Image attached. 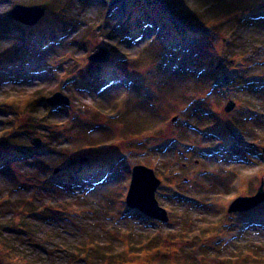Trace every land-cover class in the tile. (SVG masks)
<instances>
[{
	"label": "rangeland",
	"instance_id": "obj_1",
	"mask_svg": "<svg viewBox=\"0 0 264 264\" xmlns=\"http://www.w3.org/2000/svg\"><path fill=\"white\" fill-rule=\"evenodd\" d=\"M116 1L0 0L1 226L29 225L20 248L40 264L264 260V204L228 213L264 182V0H155L180 30L141 32ZM16 5L45 17L27 28ZM100 46L117 72L89 60ZM136 165L166 223L127 208Z\"/></svg>",
	"mask_w": 264,
	"mask_h": 264
},
{
	"label": "trees",
	"instance_id": "obj_2",
	"mask_svg": "<svg viewBox=\"0 0 264 264\" xmlns=\"http://www.w3.org/2000/svg\"><path fill=\"white\" fill-rule=\"evenodd\" d=\"M117 1H118L117 3L120 5V9L127 10V12L129 13L130 20L137 21V24L139 25V29H141L143 25L146 23L147 27L154 28L155 25H160V26L167 25V27L174 26L175 29L180 30V28L178 27L176 23L175 24L173 23L171 25V21L167 17L166 10L163 7H161L160 4L155 3L154 0H117ZM209 4L213 5L214 3L212 1V3H209ZM241 11L247 12V9L245 10L244 8L243 10L241 9ZM175 17L179 19L178 16H175ZM210 22H208V24ZM6 24L7 23H5V25ZM175 29L172 28L173 33H176L174 32ZM4 64H7V63H4ZM2 150L3 149L0 146V154L2 153ZM4 155L5 154H3V156L1 155L2 157L0 156V164L4 160H6V158L12 157L8 155H5V156ZM17 155L20 156V153H18ZM20 221L21 223H23L27 221V218L26 217L21 218ZM11 226L12 225L10 224L8 225V227H2L0 224V264H40L38 262H35L29 259V256L27 255V253L20 248V243L18 239L23 238V237H25L24 239L30 238V235L28 234L31 229L30 226L29 225L18 226L16 224V227H18L16 231L12 230L10 228ZM9 235L11 236L9 237ZM142 247H143L142 248L143 251L144 250L150 251L152 249L148 242H145L142 245ZM254 250L255 251L253 255H252V251H250L248 256H242V255L230 256L226 260L218 261V264H264V260H259V258L256 255L257 254L256 252L259 250V248L256 247L254 248ZM96 251H99V250H96ZM158 251H159V248L155 247V249L151 250L150 253L155 252L156 254V252ZM91 252L92 250H88L87 253L91 254ZM204 252L205 251H203V253L200 252L202 256H204L203 255L205 254ZM150 256L152 255H149L148 257ZM202 256H200L201 259H203ZM82 257L83 258L85 257V259H87L86 254L82 255ZM120 258H121L119 259L120 263H118L116 260L114 261L113 259H108L107 261L106 260L103 261L99 258L97 261L93 259L94 260L93 264H98L99 262L100 263L104 262L107 264H133L130 258L127 260L125 256H122V255H120ZM73 263H69V264H73Z\"/></svg>",
	"mask_w": 264,
	"mask_h": 264
},
{
	"label": "water",
	"instance_id": "obj_3",
	"mask_svg": "<svg viewBox=\"0 0 264 264\" xmlns=\"http://www.w3.org/2000/svg\"><path fill=\"white\" fill-rule=\"evenodd\" d=\"M44 16V10L40 8H29L16 5L8 14L7 17L16 20L24 25L32 26L39 22ZM109 53L106 48L99 47V51L93 54L89 60L96 63L106 62L109 60ZM49 106L68 105L69 101L60 93H56L51 98L47 99ZM233 104L226 107L229 112ZM37 146L39 142L34 141ZM160 182L155 177L154 172L143 166H136L132 170V179L127 195V205L132 209H138L143 214L151 219L161 222H167L168 217L164 209L158 206L155 200V192ZM264 202V184L258 189V192L253 197H240L236 199L229 207V213L249 211L259 204Z\"/></svg>",
	"mask_w": 264,
	"mask_h": 264
}]
</instances>
